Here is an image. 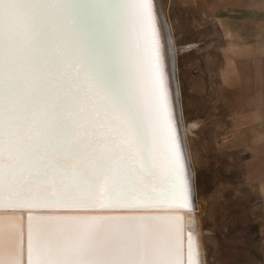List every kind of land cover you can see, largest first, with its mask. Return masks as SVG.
Returning a JSON list of instances; mask_svg holds the SVG:
<instances>
[{
    "label": "snow or ice",
    "instance_id": "snow-or-ice-1",
    "mask_svg": "<svg viewBox=\"0 0 264 264\" xmlns=\"http://www.w3.org/2000/svg\"><path fill=\"white\" fill-rule=\"evenodd\" d=\"M158 20L153 0H0V209L29 210L0 217V264H184L161 223L180 217L82 214L189 205Z\"/></svg>",
    "mask_w": 264,
    "mask_h": 264
},
{
    "label": "rangeland",
    "instance_id": "rangeland-1",
    "mask_svg": "<svg viewBox=\"0 0 264 264\" xmlns=\"http://www.w3.org/2000/svg\"><path fill=\"white\" fill-rule=\"evenodd\" d=\"M160 2L188 46L179 80L207 264H264V0Z\"/></svg>",
    "mask_w": 264,
    "mask_h": 264
},
{
    "label": "bare ground",
    "instance_id": "bare-ground-1",
    "mask_svg": "<svg viewBox=\"0 0 264 264\" xmlns=\"http://www.w3.org/2000/svg\"><path fill=\"white\" fill-rule=\"evenodd\" d=\"M155 10L159 13L158 28L162 32V43L165 54L169 63V71L171 76V101L174 106V125L176 129V137L181 145L182 159L185 165V171L190 188L189 205L188 207H165V208H153V209H140V210H109V211H97L82 214L91 215H134V216H161V217H180V220L163 221L166 227L179 226L182 228L184 236V264H188V236L191 234L194 238L195 246V260L196 264H207L206 249L204 245V232L202 228V221L199 215L200 207L193 200L195 194V173L193 153L189 144L188 134H192V129L196 127L195 124L187 125L185 121L184 105L182 87L179 78L178 67V53L180 49H186L188 46L179 48L176 45V41L173 34V28L170 22L167 21L162 10V4L160 0H153ZM67 167L71 168L72 165L69 162ZM195 197V196H194ZM33 215H56L63 214L56 211L49 210H32ZM23 216L22 221L24 228L27 227V216L29 210L18 209H0V217L5 216ZM196 238V239H195ZM198 252V253H197Z\"/></svg>",
    "mask_w": 264,
    "mask_h": 264
},
{
    "label": "water",
    "instance_id": "water-1",
    "mask_svg": "<svg viewBox=\"0 0 264 264\" xmlns=\"http://www.w3.org/2000/svg\"><path fill=\"white\" fill-rule=\"evenodd\" d=\"M196 239V238H195ZM198 253V252H197Z\"/></svg>",
    "mask_w": 264,
    "mask_h": 264
}]
</instances>
